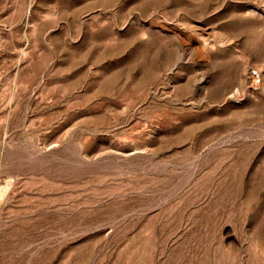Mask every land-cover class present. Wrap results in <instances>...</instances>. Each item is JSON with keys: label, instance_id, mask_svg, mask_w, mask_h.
<instances>
[{"label": "rangeland", "instance_id": "374dc122", "mask_svg": "<svg viewBox=\"0 0 264 264\" xmlns=\"http://www.w3.org/2000/svg\"><path fill=\"white\" fill-rule=\"evenodd\" d=\"M0 264H264V0H0Z\"/></svg>", "mask_w": 264, "mask_h": 264}]
</instances>
